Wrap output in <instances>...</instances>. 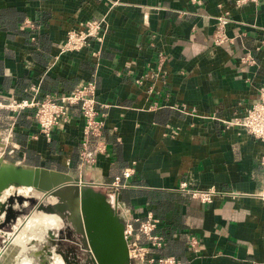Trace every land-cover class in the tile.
<instances>
[{
  "label": "crops",
  "instance_id": "crops-1",
  "mask_svg": "<svg viewBox=\"0 0 264 264\" xmlns=\"http://www.w3.org/2000/svg\"><path fill=\"white\" fill-rule=\"evenodd\" d=\"M234 1L0 0V159L80 179L135 228L151 214L163 238L155 259L264 264V142L234 124L264 87V0ZM102 17L101 45L61 53L67 33ZM89 81L105 115L100 137L87 141L90 153L104 152L90 162L80 157L78 107L49 138L34 109L7 107ZM129 167L124 189L103 187ZM200 192L211 201L191 195ZM73 242L68 259L79 262ZM17 255L8 244L0 264H18Z\"/></svg>",
  "mask_w": 264,
  "mask_h": 264
},
{
  "label": "built area",
  "instance_id": "built-area-1",
  "mask_svg": "<svg viewBox=\"0 0 264 264\" xmlns=\"http://www.w3.org/2000/svg\"><path fill=\"white\" fill-rule=\"evenodd\" d=\"M261 0H235L234 4L240 8L248 4L258 5ZM219 30L214 42L221 44L225 39L222 36L224 24L228 21V13H224L217 18ZM107 26L105 18L89 20L83 23L78 31H70L66 35V39L60 45L61 53L79 52L94 40L99 45L104 41ZM96 85L89 81L81 87L74 90L68 95H63L58 99L45 98L42 101L24 100L19 103H11L7 107L15 111L24 109L35 110V121L42 133L49 138L50 132L57 129L69 120L70 109L78 107L82 118L84 119V127L82 130L84 141L82 143L81 159L83 162L93 160L94 154L104 152V146L98 145L96 149L90 153L88 151V139L98 138L104 129L103 113L97 110ZM235 125L242 127L247 133L264 142V87L258 90L257 102L253 104L245 113V115L237 120ZM134 173L133 168H127L121 175L116 176L112 183L103 187L109 188L114 192H118L126 187L125 180L129 179ZM192 197L198 198L202 203L211 201V192L192 193ZM113 207V204H111ZM138 227L135 228L133 223L124 222V237L127 241L128 255L133 264H177L173 258H153L151 251L160 250L163 246V238L155 234L158 220L151 214L140 221L136 220ZM7 238V237H6ZM8 239V238H7ZM9 240V239H8ZM144 244H141V243ZM195 245V242L192 243ZM5 245L0 246V254L4 250Z\"/></svg>",
  "mask_w": 264,
  "mask_h": 264
},
{
  "label": "water",
  "instance_id": "water-1",
  "mask_svg": "<svg viewBox=\"0 0 264 264\" xmlns=\"http://www.w3.org/2000/svg\"><path fill=\"white\" fill-rule=\"evenodd\" d=\"M13 168L0 169V194L9 186L29 187L40 197L28 199L31 210L36 208L45 213L57 214L67 225V231L78 235L76 245L81 244L87 264H133L128 255L127 241L124 237V222L116 210L100 193L92 191L87 183L66 173L43 168H26L18 164ZM87 189H83L84 187ZM47 197L56 199L55 203L42 205ZM18 208L0 204V230L12 227L18 217L26 216L22 207L24 198L17 197ZM67 264H77L76 257L68 259Z\"/></svg>",
  "mask_w": 264,
  "mask_h": 264
},
{
  "label": "rangeland",
  "instance_id": "rangeland-1",
  "mask_svg": "<svg viewBox=\"0 0 264 264\" xmlns=\"http://www.w3.org/2000/svg\"><path fill=\"white\" fill-rule=\"evenodd\" d=\"M17 197H22V196L13 194L5 202L3 203L1 202L0 204H6L8 206L10 200H12L13 201L12 207L16 209L19 207L16 201ZM39 197L40 195L38 193L33 197H29V198L23 197L24 201L22 207L27 206L24 213L28 214L29 212V214L26 216L18 217L16 224L13 225L12 227L5 228L2 231L0 230V246L1 247L3 245L7 246L8 244H10L11 247L13 245H18V244L20 246L22 245V249L20 250V253L24 259L21 257L20 260L22 259L25 260V258L27 260L29 259L28 260L29 264L30 263L55 264V260H54V258H56L54 256L55 254L59 255L60 258L66 262L67 248L72 246V243H74L73 241L78 240V235L73 230L67 231L66 230L67 225L57 214L45 213L42 210H37L36 208L31 210V205L28 202V199L31 198L37 199ZM0 198H1V194H0ZM55 202H56L55 198L47 197V199L44 200L42 205L46 206L47 204H51ZM52 216H55L56 218L60 219L59 224L56 226H52V225L44 226L45 224L43 223V221L45 219H49ZM2 217L3 215L0 216V222L2 221L1 220ZM41 237L44 241L41 239ZM44 237L47 238L45 239ZM75 247L78 248L79 251H81V244L79 246L76 245ZM80 253L85 255V253L82 252ZM82 257L83 256H81V258ZM20 263L21 261H18V264ZM76 263L87 264V261L86 259H83V260H79V262Z\"/></svg>",
  "mask_w": 264,
  "mask_h": 264
},
{
  "label": "bare ground",
  "instance_id": "bare-ground-1",
  "mask_svg": "<svg viewBox=\"0 0 264 264\" xmlns=\"http://www.w3.org/2000/svg\"><path fill=\"white\" fill-rule=\"evenodd\" d=\"M6 163V164H4ZM15 165H12L11 163H7L5 162L3 159H0V169L2 168H13ZM88 187H84L83 189H87ZM92 191H95L96 193H100L101 195H103L107 200L108 198L105 196V194L103 192H100L98 190H95L93 188H90ZM18 195V196H22V197H33L37 194V192L32 189V188H29V187H15V186H9L8 188L4 189L2 192H1V198H0V203L2 202H5L9 197H11L12 195ZM6 205V204H4ZM7 206V205H6ZM3 215V214H2ZM44 217V216H43ZM36 221V220H35ZM60 222V219L59 218H56L55 216H52L50 217L49 219H45L43 221V223L45 224L44 226L46 225H52V226H56L58 225ZM33 224V223H32ZM35 225V224H34ZM40 237V236H39ZM45 238V237H44ZM47 238V237H46ZM45 238V239H46ZM42 239V237H41ZM43 240V239H42ZM44 241V240H43ZM13 245V244H12ZM46 245V244H45ZM12 247H16L18 249V261H21L22 264H29L28 260L25 258V260H23V256L21 255L20 253V250L22 249V245L20 246L19 244L18 245H13ZM24 248V247H23ZM23 252V250H22ZM40 252V250H39ZM39 255V254H38ZM56 258H54L55 260V264H67L64 260H62L60 258L59 255H54ZM21 257L23 258L22 260ZM26 257V256H25ZM36 257V255H35ZM67 261V260H66ZM31 262V261H30ZM20 263V264H21ZM31 264V263H30Z\"/></svg>",
  "mask_w": 264,
  "mask_h": 264
}]
</instances>
